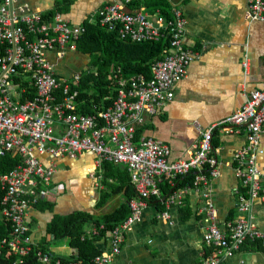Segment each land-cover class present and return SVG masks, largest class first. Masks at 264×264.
<instances>
[{
	"label": "built area",
	"instance_id": "1",
	"mask_svg": "<svg viewBox=\"0 0 264 264\" xmlns=\"http://www.w3.org/2000/svg\"><path fill=\"white\" fill-rule=\"evenodd\" d=\"M22 1L0 0V157L19 154L23 158L21 165L0 176L4 192L0 217L13 231L9 238L0 239V254L9 249L24 264L36 249L30 212L59 191L52 184L56 165H46L43 158L76 159L87 153L96 157L97 168L92 174L98 188L103 189V163L123 165L131 174L138 196L130 203L131 216L123 225L111 232H106L105 226L95 227L83 237V241L102 239L111 246L110 251L95 257L94 264L115 263L123 253L128 232L141 221L149 201H163L161 184L165 178L177 190L180 180L191 173L196 175L195 188L203 186L205 207L201 212L207 217L204 241L214 251L195 264H229L226 260L246 243L264 248V232L252 216H239L227 224V230L219 229L209 186L211 179L221 174L213 145L215 132L221 129L228 134H242L245 130L248 143L235 159L237 175L250 190L249 197H240L238 210L250 213L254 201L264 202V172L260 166L264 154V90L253 92L244 108L223 123L208 130L198 129L196 153L187 161L172 162L170 146L154 138L137 142V132L145 114L157 116L174 100L176 86L187 76L190 64L200 58L186 47L187 19L181 7L173 6L172 16L167 18L161 11L156 15L132 11L133 0H120L100 8L96 18L90 19L92 25L118 31L124 40L134 43L167 41L169 51L152 65L151 79L141 74L120 80L119 95L113 104L104 110L95 106L98 112L87 115L76 112L78 94L73 92L81 74L71 79L58 77L49 60L51 54L64 58L67 48L79 42L87 28L72 24L59 13L53 21H46ZM247 19L264 22V0H248ZM244 68H249L247 61ZM33 91L38 97L26 100ZM187 192L188 186L163 202L168 207L182 205ZM38 257L42 263L51 264L45 251L39 249Z\"/></svg>",
	"mask_w": 264,
	"mask_h": 264
},
{
	"label": "crops",
	"instance_id": "2",
	"mask_svg": "<svg viewBox=\"0 0 264 264\" xmlns=\"http://www.w3.org/2000/svg\"><path fill=\"white\" fill-rule=\"evenodd\" d=\"M119 1L23 0L22 3L44 16L51 15L57 8H69L68 12L59 14L74 25H82L92 17L96 18L100 8ZM169 1L184 11L187 19L186 47L200 58L190 64L187 76L176 86L174 100L157 116L145 114L138 128L142 131V138H154L170 146L173 151L171 161L179 162L189 160L196 153L200 140L198 129L208 130L223 123L244 108L253 92L264 90V22L247 19L248 0ZM151 2L133 0L130 8L153 15L147 9ZM74 51H77V46L70 45L64 58L49 55L58 77L71 79V67L77 65L81 57L84 61L80 66L85 67L84 70L89 67L91 57L80 52L79 56ZM246 61L249 63L247 71L244 68ZM214 136L213 145L217 150L221 174L212 178L209 186L217 212V226L220 230H227V224L239 216H252L254 224L264 232V202L254 201L250 213L238 210L240 197H249L250 190L237 175L235 159L236 153L248 143L247 131L228 134L218 129ZM43 161L46 165H56L52 184L59 191L30 212L35 246L41 247L48 241L55 255L73 258L77 252L68 241L52 243L53 239L48 235L50 222L55 216L67 217L78 212L102 220L126 204L125 192L116 193L107 205L99 207L105 186L98 188L92 174L97 168L96 157L92 154H83L76 159L50 156ZM260 166L264 172V154L260 157ZM110 183L120 186L112 178ZM203 194V186L196 189L193 184L188 186L182 205L168 207L166 204L156 206L149 203L141 221L128 232L123 253L114 264H195L206 257L210 247L204 241L207 217L201 212L205 207ZM48 203L54 204L52 211L46 209ZM164 214H168V218ZM94 227L92 225L86 230ZM97 241L103 252L110 251L108 241ZM226 262L264 264V248L259 244L246 243Z\"/></svg>",
	"mask_w": 264,
	"mask_h": 264
},
{
	"label": "trees",
	"instance_id": "3",
	"mask_svg": "<svg viewBox=\"0 0 264 264\" xmlns=\"http://www.w3.org/2000/svg\"><path fill=\"white\" fill-rule=\"evenodd\" d=\"M147 9L153 15H156L157 11H161L165 17L171 18L173 5L169 0H154V2L152 0ZM68 10L69 8H57L51 15H43V17L50 22L53 21L56 13H66ZM82 25L87 28V34L79 42L71 44L77 46L78 52L91 57L89 67L80 73L79 86L73 88V92L78 94L76 112L79 114L93 115L98 110L110 107L114 100L118 98L120 80L131 79L141 74L145 75L147 79H151L153 75L152 65L158 60H162L169 51L167 41L139 44L124 40L118 31H110L101 27L100 24L92 25L88 21ZM120 68L122 73L119 74ZM37 97V92L33 91L31 95L27 96L26 100H34ZM95 106L98 107V110L94 109ZM141 133L142 131L138 129L137 142L142 138ZM214 148L216 147L214 146ZM22 163L23 158L19 154H7L0 157V176L9 173ZM100 169L102 170L105 189L101 193L99 207L107 205L116 193L123 194L124 192L126 204L102 220H97L94 216L82 212L67 217L55 216L48 226V235L53 239L52 243L58 244L66 240L69 242L70 247L76 250L77 255L73 258L59 257L51 251V243L46 241L43 246L36 247L35 251L25 258L24 264H44L38 257L39 249L50 256L51 264H57L58 261L63 264L77 262L94 264L95 257L103 251L97 245V240L100 239H86L83 241V237L88 232L86 229L92 225L96 228L105 226L106 232H111L120 227L131 216L130 203L138 197L128 168L123 169L119 165L105 162ZM195 176V173H191V175L182 178L178 183L177 190H173L170 181L165 178L161 184L163 201L173 196L176 191L192 186ZM110 178L118 181L120 186L111 184ZM115 188L116 190H114ZM246 191H244V195H246ZM3 197L4 192L1 190L0 185V206ZM163 201L153 198L149 202L161 206L164 204ZM39 205L36 207H39ZM46 209L52 211L54 204L48 203ZM46 209L44 208V210ZM106 232L103 233V237L106 236ZM11 235H13V231H11L10 224L0 217V239L9 238ZM211 254H213V249L209 248L205 255L206 258L210 257ZM0 264H21V257L16 256L14 252L7 249L0 254Z\"/></svg>",
	"mask_w": 264,
	"mask_h": 264
},
{
	"label": "rangeland",
	"instance_id": "4",
	"mask_svg": "<svg viewBox=\"0 0 264 264\" xmlns=\"http://www.w3.org/2000/svg\"><path fill=\"white\" fill-rule=\"evenodd\" d=\"M75 54L80 56V53L77 51H74ZM67 55V52H66ZM67 60H63V62H66ZM83 58L81 57L80 61L77 63V65H73L71 67V71H70V76L74 77L75 75H77L78 73H82L83 70L85 69V67L82 68V66H80L83 63ZM56 71V70H55ZM58 72V69H57Z\"/></svg>",
	"mask_w": 264,
	"mask_h": 264
}]
</instances>
